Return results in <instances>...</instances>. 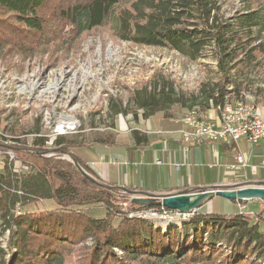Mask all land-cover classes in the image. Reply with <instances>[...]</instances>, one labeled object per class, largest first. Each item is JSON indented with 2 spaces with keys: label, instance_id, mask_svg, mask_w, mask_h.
I'll return each instance as SVG.
<instances>
[{
  "label": "trees",
  "instance_id": "1",
  "mask_svg": "<svg viewBox=\"0 0 264 264\" xmlns=\"http://www.w3.org/2000/svg\"><path fill=\"white\" fill-rule=\"evenodd\" d=\"M53 8L57 14H47ZM221 9L220 0H0V54L29 56L54 43L59 47L66 27L70 46L81 34L108 26L122 42L168 49L192 62L213 60L217 80L186 94L167 78L154 77L125 103L110 99L104 121L113 126L116 116L133 113L135 122L139 116L167 122L175 117L170 114L175 108L179 114L195 111L204 117L211 109L243 101L246 94L256 98L262 91L264 0H240L228 17ZM53 20L60 25L54 30L48 28ZM130 136L127 144L148 142L136 130ZM106 137L93 144L112 145L113 136ZM39 140L31 145L39 146ZM228 144L231 151L233 142ZM83 145L61 137L52 150L70 154L95 179L84 177L70 162L44 159L39 153L36 158L44 167L37 171L16 174L6 167L0 172V240L7 235L5 247L0 245V264H66L74 245L88 238L92 250L86 264H264V228L243 211L195 214L167 225L118 214L126 196L119 198L117 186L99 182ZM37 200L54 206L21 210Z\"/></svg>",
  "mask_w": 264,
  "mask_h": 264
},
{
  "label": "rangeland",
  "instance_id": "2",
  "mask_svg": "<svg viewBox=\"0 0 264 264\" xmlns=\"http://www.w3.org/2000/svg\"><path fill=\"white\" fill-rule=\"evenodd\" d=\"M220 3L221 12L227 17L240 6V0H220ZM62 4L61 6H64ZM49 13L57 14V11L53 8L49 9L47 14ZM58 26L60 25L54 24V20L48 24V28L53 30ZM64 32L69 44L68 27ZM66 39L64 41L66 45L58 47L59 43L58 45L54 43L50 49L29 56L8 51L0 54V172L6 167L11 170L19 164L27 167L24 174L37 171L44 167L41 159L36 158L38 153L41 158L59 159L74 165L76 162L70 154L52 150L55 148L56 139L61 137L75 139L78 144L84 143L85 146L81 148L86 147L87 157L93 158V162H96L97 153L94 148L105 146L93 144L96 143V139H104L109 135L113 136L110 140L112 146L114 144L127 146V142L130 141L129 135L134 128H142L146 136L151 133L145 128L142 119L135 124L133 113L116 116L113 126L104 121L110 99L125 103L136 88L158 76L172 81L176 90L186 94L198 91L201 83L205 81L217 80L213 74L215 69L213 60L192 62L168 49L122 42L113 36L108 26L94 28L81 34L70 41V46ZM261 77L260 95L254 98L246 94L243 96V102L257 107L260 117L264 119V73ZM182 113L186 111L179 114L175 108L170 114L178 118ZM69 118L73 119L71 120L73 126L68 130L59 129L58 124L68 123ZM178 122L182 125L179 133L186 137L188 124L183 123L181 119ZM34 139L42 140L38 141L39 146L31 145ZM12 140L17 142L13 143ZM9 156L13 158L10 159ZM76 165L79 167L77 163ZM90 167L97 174L96 167H92L91 164ZM80 169L79 172L86 174L87 179H95L83 168ZM97 179L102 184H108L99 176ZM120 193L119 198L126 196V200L119 205L118 214L145 220L151 224L167 225L166 219L169 218H174L179 224L184 222L178 220L174 214L162 211L161 208H135L131 205L132 196L125 191ZM245 202L248 201L239 204L238 208L244 207ZM208 203L210 210L206 211L204 208L201 212L213 210L227 214L234 211L232 205L221 198L215 197ZM52 206L54 203L51 201H28L21 210L38 211L51 209ZM244 210L252 222H259L264 228V202L253 203ZM100 213L101 211L99 215H103ZM191 217L192 215L183 220L187 221ZM6 238L7 235L0 240L1 246L5 247ZM91 244L89 238L75 244L69 258L65 260L66 264H86V256L91 254ZM115 252L121 256L119 250L115 249Z\"/></svg>",
  "mask_w": 264,
  "mask_h": 264
},
{
  "label": "crops",
  "instance_id": "3",
  "mask_svg": "<svg viewBox=\"0 0 264 264\" xmlns=\"http://www.w3.org/2000/svg\"><path fill=\"white\" fill-rule=\"evenodd\" d=\"M185 114L167 122L155 118L142 119L145 128L152 133H148L146 144L130 143L127 146L105 145L94 148L97 153L96 162L92 161L90 164L96 167V175L117 187L129 186L156 194L181 190L193 192L197 188L225 187L229 184L234 186L244 181L264 182L263 141L251 144L246 139H241L233 143L231 151L228 143L203 142L195 145L179 133L182 125L179 128L173 125ZM204 117L218 124V111L211 109ZM138 120H141L140 116ZM134 130L140 134L145 133L142 128ZM129 138L131 140L130 135ZM236 155H243L247 167L232 176L227 172ZM256 201L245 202L244 207L247 209L253 203L258 204ZM229 203L233 207L232 212L239 210L238 204ZM204 208L209 211V203ZM243 212L247 214L245 210ZM212 213L217 212L212 210Z\"/></svg>",
  "mask_w": 264,
  "mask_h": 264
},
{
  "label": "built area",
  "instance_id": "4",
  "mask_svg": "<svg viewBox=\"0 0 264 264\" xmlns=\"http://www.w3.org/2000/svg\"><path fill=\"white\" fill-rule=\"evenodd\" d=\"M218 124L213 123L206 117L199 116L195 111H191L181 118V121L188 124L189 130L185 133L186 138L193 144L203 142L229 143L246 139L254 144L264 142V119L260 117L258 108L243 101L225 104L218 108ZM72 118L68 123L63 122L58 128L68 130L73 126ZM67 123V124H65ZM40 137V136H38ZM8 158L12 159V156ZM242 155L234 157L235 162L229 165V175H236L239 170L246 167V162ZM20 165V164H19ZM16 165L11 169L16 174H24L27 167ZM245 208H239L243 211Z\"/></svg>",
  "mask_w": 264,
  "mask_h": 264
},
{
  "label": "water",
  "instance_id": "5",
  "mask_svg": "<svg viewBox=\"0 0 264 264\" xmlns=\"http://www.w3.org/2000/svg\"><path fill=\"white\" fill-rule=\"evenodd\" d=\"M76 165V163L74 164ZM77 166V165H76ZM78 167V166H77ZM81 171V169L78 167ZM86 177L87 175L82 172ZM220 187V188H219ZM132 196V202L139 206L159 207L164 212H169L183 221L186 217L195 214H205L201 212L208 201L213 198H221L229 202L238 201H262L264 202V182L245 181L230 187L211 186L208 188H197L196 191L189 192L181 190L176 193L156 194L142 190H128L124 186L119 187ZM174 218L166 219L167 224L174 223Z\"/></svg>",
  "mask_w": 264,
  "mask_h": 264
}]
</instances>
